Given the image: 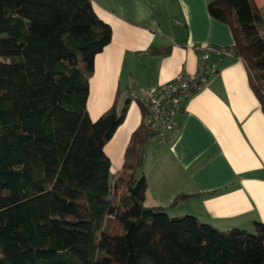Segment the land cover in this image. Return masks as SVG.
<instances>
[{
    "label": "trees",
    "instance_id": "1",
    "mask_svg": "<svg viewBox=\"0 0 264 264\" xmlns=\"http://www.w3.org/2000/svg\"><path fill=\"white\" fill-rule=\"evenodd\" d=\"M206 11L230 27L226 49L264 116L257 8L206 0ZM110 37L90 0H0V264H264V222L218 231L144 206L146 182L134 177L150 135L141 120L110 174L103 146L130 99L117 110L115 96L94 121L86 110L93 60Z\"/></svg>",
    "mask_w": 264,
    "mask_h": 264
},
{
    "label": "crops",
    "instance_id": "2",
    "mask_svg": "<svg viewBox=\"0 0 264 264\" xmlns=\"http://www.w3.org/2000/svg\"><path fill=\"white\" fill-rule=\"evenodd\" d=\"M90 2L111 31L88 78L90 120L108 109L115 96L117 109L122 90L138 98L131 106V122L126 124V112L117 127H125L126 134L117 141L122 164L128 137L141 120L143 92L179 74H194L197 48H229L233 37L227 24L209 17L206 0ZM252 2L264 27V0ZM207 64L213 72L175 115V141L157 146L147 142L143 148L138 170L147 185L143 204L161 208L169 217L191 215L218 231L250 232L254 222H264V116L238 57L232 54L220 62L211 57ZM115 132L103 147L111 145L110 153L103 152L112 174L120 169L111 164ZM179 194L186 198L173 204Z\"/></svg>",
    "mask_w": 264,
    "mask_h": 264
},
{
    "label": "built area",
    "instance_id": "3",
    "mask_svg": "<svg viewBox=\"0 0 264 264\" xmlns=\"http://www.w3.org/2000/svg\"><path fill=\"white\" fill-rule=\"evenodd\" d=\"M200 51L197 72L194 74H179L174 80L143 92L141 103L144 114L141 116L142 124L149 131L148 142L151 145H171L177 134L175 115L181 110L185 101L198 91L214 68L207 64L212 57L220 62L223 57L233 53L226 48H218L204 44L197 48ZM131 100L138 98L130 94Z\"/></svg>",
    "mask_w": 264,
    "mask_h": 264
},
{
    "label": "rangeland",
    "instance_id": "4",
    "mask_svg": "<svg viewBox=\"0 0 264 264\" xmlns=\"http://www.w3.org/2000/svg\"><path fill=\"white\" fill-rule=\"evenodd\" d=\"M131 94V91H129L128 93L125 91V90H122V93L119 97V100H118V105H117V110H119V107H121L120 105H123V102L125 99H128V95L130 96ZM130 99V98H129ZM136 101L134 100H131L129 101V105H128V111H127V115H126V119H125V122H127L126 124H128V122H131V106L135 104ZM96 120V118L94 119ZM92 120V121H94ZM125 127H119L115 134H114V137L112 138V151H111V164H112V167L114 166L116 169H119L120 168V164H121V156H119V145L117 144V141L119 140H123L125 139V131H124ZM111 146V145H110ZM110 146H106L105 149L103 148V150H105L106 152H109L110 153ZM104 147V146H103ZM117 147H118V153H117ZM138 173L139 171L137 170L135 172V178H138ZM110 174H112L110 172ZM127 176V175H125ZM116 197L117 199L118 198H123V196L125 195V191H124V186L120 184L119 188L116 189Z\"/></svg>",
    "mask_w": 264,
    "mask_h": 264
}]
</instances>
